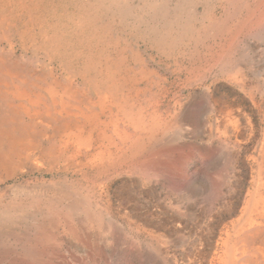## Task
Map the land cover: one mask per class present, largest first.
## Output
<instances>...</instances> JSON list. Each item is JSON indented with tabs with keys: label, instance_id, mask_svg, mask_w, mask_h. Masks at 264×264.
<instances>
[{
	"label": "rangeland",
	"instance_id": "obj_1",
	"mask_svg": "<svg viewBox=\"0 0 264 264\" xmlns=\"http://www.w3.org/2000/svg\"><path fill=\"white\" fill-rule=\"evenodd\" d=\"M120 1L0 0V264H264V0Z\"/></svg>",
	"mask_w": 264,
	"mask_h": 264
},
{
	"label": "bare ground",
	"instance_id": "obj_2",
	"mask_svg": "<svg viewBox=\"0 0 264 264\" xmlns=\"http://www.w3.org/2000/svg\"><path fill=\"white\" fill-rule=\"evenodd\" d=\"M6 1H7V0H6ZM115 1H116V0H115ZM121 1H122V0H121ZM121 1H120V2H121ZM131 1H132V0H131ZM148 1H149V0H148ZM151 1H152V0H151ZM3 2H4V1H3ZM15 2H17V1H15ZM38 2H39V1H38ZM45 2H46V1H45ZM60 2H61V1H60ZM65 2H66V1H65ZM68 2H69V1H68ZM70 2H71V1H70ZM82 2H83V1H82ZM111 2H113V1H111ZM142 2H143V1H142ZM144 2H145V1H144ZM152 2H153V1H152ZM66 3H67V2H66ZM87 3H88V2H85V4H87ZM118 3H119V2H117V4H118ZM16 4H17V3H16ZM51 4H52V3H51ZM51 4H50V5H51ZM61 4H63V3H61ZM83 4H84V3H83ZM150 4H152V3H150ZM18 5H19V4H18ZM44 5H45V4H44ZM46 5H47V4H46ZM99 5H100V4H99ZM123 5H124V4H123ZM145 5H146V4H145ZM8 6H9V5H8ZM13 6H15V5H13ZM57 6H60V5H57ZM64 6H65V5H64ZM66 6H67V5H66ZM77 6H78V5H77ZM87 6H88L87 8H89V4H88ZM95 6H96V5H95ZM143 6H144V5H143ZM163 6H164V5H163ZM46 7H47V6H46ZM100 7H101V6H100ZM7 8H8V7H7ZM11 8H12V5H11ZM87 8H86V9H87ZM107 8H108V7H107ZM132 8H133V7H132ZM16 9H17V8H16ZM16 9H15V10H16ZM45 9H46V8H45ZM47 9H48V8H47ZM57 9H58V8H57ZM59 9H62V8H59ZM66 9H68V8H66ZM75 9H76V8H75ZM81 9H82V8H81ZM83 9H84V8H83ZM102 9H103V7H102ZM133 9H134V8H133ZM161 9H162V8H161ZM50 10H51V9H50ZM91 10H93V9H91ZM91 10H90V11H91ZM100 10H101V9H100ZM127 10H129V9H127ZM5 11H6V10H5ZM57 11H58V10H57ZM62 11H63V9H62ZM103 11H104V10H103ZM118 11H120V10H118ZM15 12H16V11H15ZM34 12H35V11H34ZM59 12H60V11H59ZM79 12H81V11H79ZM104 12H105V11H104ZM124 12H125V11H124ZM130 12H131V11H130ZM11 13H12V12H11ZM23 13H24V12H23ZM23 13H22V14H23ZM62 13H63V12H62ZM81 13H82V12H81ZM83 13H84V12H83ZM135 13H136V12H135ZM144 13H145V12H144ZM71 14H72V13H71ZM78 14L81 15L80 13H78ZM99 14H100V13H99ZM113 14H114V13H113ZM122 14H123V13H122ZM151 14H152V13H151ZM19 15H20V14H19ZM66 15H67V12H66ZM88 15H89V14H88ZM116 15H117V14H116ZM119 15H120V14H119ZM128 15H129V13H128ZM132 15H134V14H132ZM137 15H138V14H137ZM154 15H155V14H154ZM37 16H38V15H37ZM41 16H42V15H41ZM46 16H47V15H46ZM49 16H50V15H49ZM51 16H52V14H51ZM63 16H64V15H63ZM124 16H125V15H124ZM149 16H150V15H149ZM159 16H160V14H159ZM185 16H186V15H185ZM188 16H189V15H188ZM55 17H56V14H55ZM105 17H106V16H105ZM142 17H143V16H142ZM15 18H16V17H15ZM45 18H46V17H45ZM56 18H57V17H56ZM64 18H66V17H64ZM70 18H71V17H70ZM70 18H69V19H70ZM118 18H120V17H118ZM161 18H162V17H161ZM33 19H34V18H33ZM50 19H51V18H49V20H50ZM71 19H72V18H71ZM108 19H109V18H108ZM123 19H125V18L123 17ZM140 19H141V18H140ZM147 19H148V18H146V20H147ZM184 19H185V17H184L182 20H184ZM190 19H191V18H190ZM42 20H43V18H42ZM49 20H48V21H49ZM75 20H76V19H75ZM117 20H118V19H117ZM180 20H181V19H180ZM55 21H56V20H55ZM60 21H61V20H60ZM62 21H63V18H62ZM64 21H65V20H64ZM68 21H70V20H68ZM71 21H72V20H71ZM102 21H103V20H102ZM154 21H155V19H154ZM157 21H158V20H157ZM177 21H178V20H177ZM34 22H35V21H34ZM51 22H52V21H51ZM72 22H73V21H72ZM93 22H95V21H93ZM121 22H122V21H121ZM173 22H174V21H173ZM179 22H180V21H179ZM185 22H186V21H185ZM53 23H54V22H53ZM62 23H63V22H62ZM67 23H68V22H67ZM79 23H80V22H79ZM79 23H78V24H79ZM99 23H100V22H99ZM123 23H124V22H123ZM129 23H130V22H129ZM136 23H137V22H136ZM142 23L144 24V22H142ZM148 23H149V22H148ZM160 23H161V22H160ZM160 23H159V24H160ZM175 23H176V22H175ZM186 23H187V22H186ZM42 24H43V23H42ZM74 24H75V23H74ZM87 24H88V23H87ZM140 24H141V23H140ZM149 24H151V23H149ZM149 24H148V25H149ZM164 24H165V23H164ZM173 24H174V23H173ZM173 24H172V25H173ZM180 24H181V23H180ZM182 24H183V23H182ZM188 24H189V23H188ZM34 25H35V24H34ZM52 25H53V24H52ZM122 25H123V24H122ZM128 25H129V24H128ZM133 25H135V24H133ZM148 25H147V26H148ZM176 25H177V24H176ZM176 25H175V26H176ZM59 26H60V25H59ZM62 26H64V25H62ZM62 26H60V27H62ZM85 26H86V25H85ZM85 26H84V27H85ZM126 26H127V25H126ZM157 26H158V25H157ZM162 26H163V25H162ZM168 26H169V25H168ZM185 26H186V25H185ZM35 27H36V26H35ZM79 27H80V26H79ZM82 27H83V26H82ZM89 27H90V26H89ZM98 27H99V26H98ZM127 27H128V26H127ZM154 27H155V26H154ZM164 27H165V26H164ZM178 27H179V26H178ZM181 27H182V26H181ZM183 27H184V26H183ZM58 28H59V27H58ZM66 28H67V27H66ZM66 28H65V29H66ZM76 28H78V26H77ZM114 28H115V27H114ZM129 28H130V27H129ZM149 28H150V27H149ZM156 28H157V27H156ZM160 28H161V27H160ZM53 29H54V28H53ZM60 29H61V28H60ZM80 29H81V28H80ZM86 29H87V26H86ZM176 29H177V28H176ZM176 29H175V30H176ZM43 30H44V29H43ZM58 30H59V29H58ZM76 30H77V29H76ZM139 30H140V29H139ZM139 30H138V31H139ZM146 30H147V28H146ZM149 30H150V29H149ZM154 30H155V29H154ZM172 30H173V29H172ZM178 30H179V29H178ZM38 31H39V29H38ZM55 31H56V30H55ZM62 31H64V30H62ZM66 31H67V30H66ZM81 31H82V30H81ZM81 31H80V32H81ZM111 31H112V30H111ZM138 31H137V33H138ZM155 31H156V30H155ZM155 31H154V32H155ZM176 31H177V30H176ZM189 31H190V30H189ZM29 32H30V30H29ZM49 32H50V31H49ZM52 32H53V31H52ZM64 32H65V31H64ZM69 32H70V31H69ZM86 32H87V31H86ZM101 32H102V31H101ZM142 32H143V31H142ZM169 32H170V31H169ZM169 32H168V33H169ZM171 32H172V31H171ZM60 33H61V32H60ZM66 33H67V32H66ZM74 33H75V32H74ZM78 33H79V31H78ZM110 33H111V32H110ZM152 33H153V32H152ZM157 33H158V32H157ZM48 34H49V33H48ZM52 34H53V33H52ZM62 34H63V33H62ZM71 34H72V33H71ZM75 34H77V33H75ZM75 34H74V35H75ZM91 34H92V33H91ZM93 34H94V33H93ZM98 34H99V33H98ZM102 34H103V33H102ZM102 34H101V35H102ZM104 34H105V33H104ZM148 34H149V33H148ZM158 34H159V33H158ZM166 34H167V32H166ZM56 35H57V34H56ZM77 35H78V34H77ZM149 35H150V34H149ZM149 35H148V36H149ZM152 35H153V34H152ZM163 35H164V34H163ZM192 35H193V34H192ZM67 36H69V35H67ZM89 36H90V35H89ZM177 36H178V35H177ZM36 37H37V35H36ZM58 37H59V35H58ZM71 37H72V36H71ZM99 37H100V36H99ZM155 37H156V34H155ZM155 37H154V38H155ZM187 37H188V36H187ZM82 38H83V37H82ZM34 39H35V37H34ZM37 39H38V38H37ZM64 39H65V38H64ZM91 39H92V37H91ZM105 39H106V38H105ZM168 39H169V38H168ZM60 40H61V39H60ZM95 40H96V39H95ZM145 40H146V39H145ZM151 40H152V39H151ZM62 41H63V40H62ZM70 41H71V40H70ZM74 41H75V40H74ZM78 41H79V40H78ZM81 41H82V39H81ZM91 41H93V40H91ZM106 41H107V40H106ZM155 41H156V40H155ZM63 42H64V41H63ZM84 42H85V41H84ZM88 42H89V41H88ZM98 42H99V41H98ZM103 42H104V41H103ZM164 42H165V41H164ZM41 43H42V42H41ZM52 43H53V42H52ZM70 43H71V42H70ZM74 43H75V42H74ZM74 43H73V44H74ZM79 43H80V42H79ZM81 43H82V42H81ZM81 43H80V44H81ZM96 43H97V42H96ZM112 43H113V42H112ZM148 43H149V42H148ZM167 43H168V41H167ZM65 44H66V43H65ZM73 44H71V45H73ZM76 44H77V43H76ZM84 44H85V43H84ZM97 44H99V43H97ZM146 44H147V43H146ZM150 44H151V43H150ZM31 45H32V44H31ZM82 45H83V44H82ZM152 45H154V44H152ZM168 45H169V44H168ZM168 45H167V46H168ZM179 45H180V44H179ZM58 46H59V45H58ZM61 46H62V45H61ZM65 46H66V45H65ZM98 46H99V45H98ZM122 46H123V45H122ZM93 47H94V46H93ZM147 47H148V46H147ZM60 48H61V47H60ZM65 48H66V47H65ZM71 48H72V47H71ZM96 48H97V47H96ZM104 48H105V47H104ZM148 48H149V47H148ZM170 48H171V46H170ZM52 49H53V48H52ZM69 49H70V48H69ZM75 49H76V46H75ZM89 49H90V48H89ZM101 49H102V47H101ZM114 49H115V48H114ZM59 50H60V49H59ZM64 50H65V49H64ZM64 50H63V51H64ZM66 50H67V49H66ZM98 50H100V49H98ZM108 50H109V49H108ZM164 50H165V49H164ZM172 50H173V49H172ZM37 51H38V50H37ZM41 51H42V50H41ZM60 51H61V50H60ZM63 51H62V52H63ZM89 51H90V50H89ZM109 51H110V50H109ZM154 51H155V50H154ZM166 51H167V50H166ZM48 52H49V51H48ZM82 52H83V51H82ZM124 52H125V51H124ZM64 53H65V52H64ZM66 53H68V52L66 51ZM66 53H65V54H66ZM69 53H70V51H69ZM69 53H68V54H69ZM71 53H72V52H71ZM75 53H76V51H75ZM89 53H90V52H89ZM65 54H64V55H65ZM87 54H88V53H87ZM51 55H52V54H51ZM56 55H58V54H56ZM62 55H63V53H62ZM66 55H67V54H66ZM72 55H73V54H72ZM72 55H71V56H72ZM124 55H125V54H124ZM74 56H75V54H74ZM86 56H87V55H86ZM166 56H167V55H166ZM64 57H65V56H64ZM68 57H69V56H68ZM81 57H82V55H81ZM92 57H95V56L92 55ZM101 57H102V56H101ZM114 57H115V56H114ZM62 58H63V57H62ZM79 58H80V57H79ZM82 58H85V57H82ZM90 58H91V57H90ZM60 59H61V58H60ZM64 59H65V58H64ZM85 59H86V58H85ZM85 59H84V60H85ZM88 59H89V58H88ZM96 59H97V58H96ZM77 60H78V58H77ZM67 61H68V60H67ZM86 61H87V60H86ZM90 61H91V60H90ZM93 61H94V60H93ZM80 62H81V61H80ZM95 62H96V61H95ZM98 62H100V60H98ZM125 62H126V61H125ZM116 63H117V62H116ZM126 63H127V62H126ZM129 63H131V62H129ZM74 64H75V63H74ZM85 64H86V63H85ZM106 64H107V62H106ZM109 64H110V62H109ZM75 65H76V64H75ZM83 65H84V64H83ZM88 65H89V64H88ZM90 65H91V64H90ZM93 65H94V63H93ZM101 65H102V64H101ZM59 66H60V65H59ZM72 66H73V65H72ZM129 66H131V65H129ZM134 66H135V65H134ZM76 67H77V65H76ZM84 67H86V66L84 65ZM93 67H94V66H93ZM95 67H97V66L95 65ZM113 67H114V66H113ZM68 68H69V67H68ZM88 68H89V67H88ZM125 68H126V67H125ZM70 69H71V68H70ZM76 69H77V68H76ZM81 69H82V68H81ZM91 69H92V68H91ZM111 69H112V68H111ZM72 70H73V69H72ZM83 70H84V69H83ZM85 70H86V69H85ZM97 70H98V69H97ZM75 71H76V70H75ZM78 71H79V70H78ZM99 71H100V70H99ZM121 71H122V70H121ZM123 71H124V70H123ZM73 72H74V71H73ZM87 72H88V71H87ZM92 72H93V71H92ZM96 72H97V71H96ZM124 72H125V71H124ZM98 73H99V72H98ZM98 73H97V74H98ZM126 73H127V72H126ZM77 74H78V72H77ZM97 74H96V75H97ZM115 74H116V73H115ZM115 74H114V75H115ZM67 75H68V74H67ZM81 75H82V74H81ZM84 75H85V74H84ZM84 75H83V76H84ZM120 75H122V74H120ZM93 76H94V75H93ZM101 76H102V74H101ZM106 76H108V75H106ZM110 76H111V75H110ZM88 77H89V73H88ZM95 77H96V76H95ZM97 77H98V76H97ZM83 78H84V77H83ZM89 78H90V77H89ZM89 78H88V79H89ZM108 78H110V77H108ZM86 79H87V78H86ZM91 79H94V78L92 77ZM91 79H90L89 81H92ZM95 79H96V78H95ZM117 79H118V78H117ZM126 79H127V78H126ZM73 80H76V79H73ZM105 80H106V79H105ZM105 80H103V81H105ZM110 80H111V79H110ZM93 81H94V80H93ZM93 81H92V82H93ZM96 81H97V79H96ZM103 81H102V82H103ZM107 81H108V80H107ZM120 81H121V80H120ZM92 82H90V83H92ZM93 83H94V82H93ZM104 83H105V82H104ZM106 84H107V83H106ZM129 84H130V83H129ZM98 85H99V84H98ZM110 85H111V84H110ZM87 86H88V85H87ZM125 86L127 87V85H125ZM134 86H135V85H134ZM106 87H107V86H106ZM109 87H110V86H109ZM93 88H94V87H93ZM103 88H105V87L102 86V89H103ZM97 89H98V86H97ZM110 89H112V88H110ZM119 89H120V88H119ZM108 90H109V89H108ZM109 91H110V90H109ZM112 91H113V90H112ZM118 91H119V90H118ZM104 92H105V91H104ZM123 92H124V91H123ZM97 93H99V92H97ZM99 94H100V93H99ZM101 95H102V93H101ZM119 95H120V94H119ZM102 96H103V95H102ZM124 96H125V95H124ZM112 97H113V96H112ZM119 98H120V96H119ZM128 98H129V97H128ZM114 99H115V98H113V100H114ZM128 100H129V99H128ZM111 101H112V100H111ZM116 101H117V100H116ZM120 104H121V102H120ZM115 109H116V108H115ZM86 124H87V123H86ZM86 129H87V127H86ZM73 138H74V137H73ZM91 146H92V145H91ZM94 146H95V145H94ZM89 147H90V146H89ZM80 150H81V148H80ZM89 150H90V149H89ZM92 150H93V149H92ZM94 151H95V150H94ZM88 155H89V154H88ZM93 155H94V154H93ZM92 163H93V162H92ZM22 208H23V207H22ZM34 208H35V206H34ZM36 209H37V208H36ZM34 210H35V209H34ZM7 216H10V213H8ZM31 230H32V229H31ZM29 236H30V235H29Z\"/></svg>",
	"mask_w": 264,
	"mask_h": 264
}]
</instances>
